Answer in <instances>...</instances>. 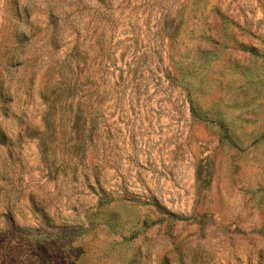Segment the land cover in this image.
<instances>
[{
	"label": "rangeland",
	"instance_id": "1",
	"mask_svg": "<svg viewBox=\"0 0 264 264\" xmlns=\"http://www.w3.org/2000/svg\"><path fill=\"white\" fill-rule=\"evenodd\" d=\"M0 264H264V0H0Z\"/></svg>",
	"mask_w": 264,
	"mask_h": 264
},
{
	"label": "trees",
	"instance_id": "2",
	"mask_svg": "<svg viewBox=\"0 0 264 264\" xmlns=\"http://www.w3.org/2000/svg\"><path fill=\"white\" fill-rule=\"evenodd\" d=\"M69 85H70V82H68V83L60 82V83H57V84L51 86V89H53V91H55V92L63 94L65 91L66 92L69 91ZM66 99L68 100L69 96H67ZM219 125L221 126V124H219Z\"/></svg>",
	"mask_w": 264,
	"mask_h": 264
}]
</instances>
